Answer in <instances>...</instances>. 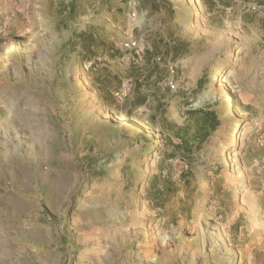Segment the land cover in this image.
Listing matches in <instances>:
<instances>
[{"label": "rangeland", "instance_id": "obj_1", "mask_svg": "<svg viewBox=\"0 0 264 264\" xmlns=\"http://www.w3.org/2000/svg\"><path fill=\"white\" fill-rule=\"evenodd\" d=\"M234 256L264 264V0H0V264Z\"/></svg>", "mask_w": 264, "mask_h": 264}, {"label": "bare ground", "instance_id": "obj_2", "mask_svg": "<svg viewBox=\"0 0 264 264\" xmlns=\"http://www.w3.org/2000/svg\"><path fill=\"white\" fill-rule=\"evenodd\" d=\"M236 142H237V134L232 133V138L230 139V141L228 143V148L233 149V146H235ZM224 245L225 244L221 241L220 238H214L213 241H212L211 247L214 248V249H216V250H221V249L224 248ZM223 250L225 251V248ZM228 264H239V262H237V260H236V258L234 256L233 258L230 259V261H229Z\"/></svg>", "mask_w": 264, "mask_h": 264}]
</instances>
